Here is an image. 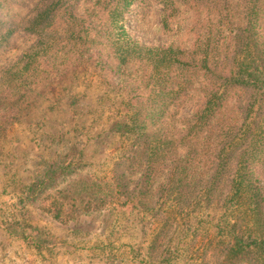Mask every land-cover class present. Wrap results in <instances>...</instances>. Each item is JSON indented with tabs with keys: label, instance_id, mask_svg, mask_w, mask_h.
Here are the masks:
<instances>
[{
	"label": "trees",
	"instance_id": "trees-1",
	"mask_svg": "<svg viewBox=\"0 0 264 264\" xmlns=\"http://www.w3.org/2000/svg\"><path fill=\"white\" fill-rule=\"evenodd\" d=\"M25 3L0 0V54L16 33L32 37L0 66V155L39 96L58 99L62 82L97 76L119 99L113 156L97 168L75 145L44 162L13 210L0 207V235L39 264L85 248L82 264H264V0H35L8 18ZM153 7L163 31L188 13L189 45L133 36L126 22ZM195 93L192 115L178 118ZM102 216L106 243L81 245Z\"/></svg>",
	"mask_w": 264,
	"mask_h": 264
},
{
	"label": "rangeland",
	"instance_id": "rangeland-1",
	"mask_svg": "<svg viewBox=\"0 0 264 264\" xmlns=\"http://www.w3.org/2000/svg\"><path fill=\"white\" fill-rule=\"evenodd\" d=\"M26 5L12 6L8 18L16 19L24 16L32 7L35 0H24ZM160 8L153 7L150 14L144 18L135 17L127 23L133 36L144 43H167L189 45L192 37L190 27L193 22L188 13L183 12L172 21V30L163 31L160 26ZM192 22V23H191ZM12 45L0 54V66L15 60L22 51L32 43V37L16 33L12 37ZM58 99L54 93L39 96L38 101L28 116H24L9 132L4 141L3 155H0V207L6 213L13 210L15 192L30 181V178L44 166V162L56 160L59 155L68 152L75 145L86 149L85 160L101 167L103 162H112L111 144L114 138L108 134L112 110L118 105V96L106 91L97 76L73 79L60 84ZM75 100V102H73ZM195 93L190 103L180 108L178 118L186 119L193 113L198 103ZM74 103V104H73ZM54 104V105H53ZM76 134V137L74 135ZM17 176L21 184L11 185L12 176ZM119 215L111 214V220ZM104 217H96L91 221L89 233L79 240L81 245L93 246L94 243H106L108 229ZM122 224L118 231L126 233L129 219H119ZM111 222V221H110ZM54 236L66 238L73 242L72 236L60 228L51 229ZM114 232L111 239L118 237ZM126 238V237H125ZM122 238L121 240H125ZM67 242V241H66ZM118 242V241H116ZM103 243V244H104ZM68 246L69 243L67 242ZM85 248V247H84ZM86 248L72 256L60 254L57 262L49 264H82L87 261ZM46 261H49L46 259ZM39 264L40 259L22 241L7 237L4 232L0 235V264ZM46 264H48L46 262Z\"/></svg>",
	"mask_w": 264,
	"mask_h": 264
}]
</instances>
